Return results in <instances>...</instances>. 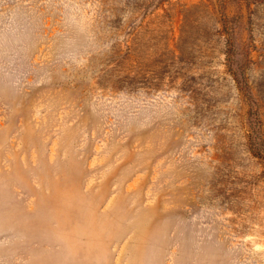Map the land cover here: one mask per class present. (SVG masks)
<instances>
[{
  "label": "rangeland",
  "instance_id": "374dc122",
  "mask_svg": "<svg viewBox=\"0 0 264 264\" xmlns=\"http://www.w3.org/2000/svg\"><path fill=\"white\" fill-rule=\"evenodd\" d=\"M221 15L264 145V5L0 0V264H264Z\"/></svg>",
  "mask_w": 264,
  "mask_h": 264
},
{
  "label": "trees",
  "instance_id": "16d2710c",
  "mask_svg": "<svg viewBox=\"0 0 264 264\" xmlns=\"http://www.w3.org/2000/svg\"><path fill=\"white\" fill-rule=\"evenodd\" d=\"M255 4L264 5V0H253ZM220 22L222 25V31L225 35L226 41V55H227V68L232 74L235 82L238 84L240 89L244 92V95L248 99L249 109L247 114L250 116V132L248 134V144L252 153L256 156L261 157L264 160V145H263V135L261 128V120L259 117V111L257 103L254 101L251 92L249 90V85L242 75L241 68L237 66L236 58L234 57L235 49L234 43L232 41V33L227 24L226 19L221 15ZM236 65V66H233Z\"/></svg>",
  "mask_w": 264,
  "mask_h": 264
}]
</instances>
